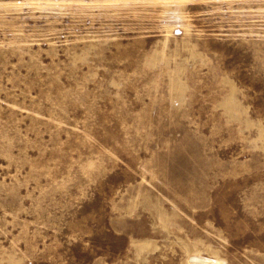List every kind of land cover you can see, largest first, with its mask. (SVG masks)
Segmentation results:
<instances>
[{
    "label": "rangeland",
    "instance_id": "rangeland-1",
    "mask_svg": "<svg viewBox=\"0 0 264 264\" xmlns=\"http://www.w3.org/2000/svg\"><path fill=\"white\" fill-rule=\"evenodd\" d=\"M264 264V0H0V264Z\"/></svg>",
    "mask_w": 264,
    "mask_h": 264
},
{
    "label": "bare ground",
    "instance_id": "bare-ground-1",
    "mask_svg": "<svg viewBox=\"0 0 264 264\" xmlns=\"http://www.w3.org/2000/svg\"><path fill=\"white\" fill-rule=\"evenodd\" d=\"M221 262L218 260L211 261L203 259L198 255H188L187 264H220Z\"/></svg>",
    "mask_w": 264,
    "mask_h": 264
}]
</instances>
